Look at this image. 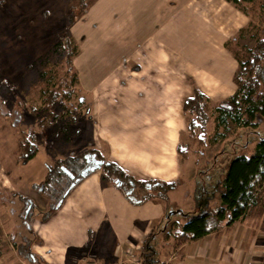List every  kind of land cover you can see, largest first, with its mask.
Here are the masks:
<instances>
[{
	"label": "crops",
	"instance_id": "0c3cea01",
	"mask_svg": "<svg viewBox=\"0 0 264 264\" xmlns=\"http://www.w3.org/2000/svg\"><path fill=\"white\" fill-rule=\"evenodd\" d=\"M4 1L0 75L14 78L55 42L65 25L63 0ZM245 21L225 0H95L70 28L78 33L74 65L79 101H88L91 146L136 179L178 180L187 161L177 152L186 137L182 99L197 89L218 102L234 91L237 60L228 44ZM163 205L132 203L94 169L57 208H33L26 228L33 259L16 255L33 264H83L91 254L98 264H119L153 232L160 261L173 253L172 264H264V204L177 246L164 234L183 217L166 220ZM4 209L7 229L21 208Z\"/></svg>",
	"mask_w": 264,
	"mask_h": 264
},
{
	"label": "trees",
	"instance_id": "16d2710c",
	"mask_svg": "<svg viewBox=\"0 0 264 264\" xmlns=\"http://www.w3.org/2000/svg\"><path fill=\"white\" fill-rule=\"evenodd\" d=\"M93 1L67 0L65 26L57 34L56 42L50 51L39 58L41 61L52 56L56 64L60 62L66 64L67 69L63 78L58 80L57 87L41 92V103L46 114L36 122L40 129L34 131L29 127L26 131L20 130L16 148L13 150L15 159L20 164H26L36 155L39 147L37 135H42L44 132V128L41 126L46 127L57 121L60 114L54 113L51 109L52 106L65 107V102L76 95L74 86L77 74L75 71H71V61L78 53L79 46L73 39L70 28ZM225 1L236 7L241 3H258L262 26L254 34L252 47H237L241 55L235 54L237 60V68L233 75L235 88L228 97L211 106V101L194 89L191 96L182 100L181 108L187 137L192 140L196 136L200 145L204 142L202 135L206 134V125L210 121L207 112L210 111L209 107H211L216 128H225L226 125L232 124L237 129H246L258 134L256 130L262 118L264 119V0ZM241 32L240 30L239 33ZM1 84L6 88L8 96L12 97L15 94L14 86L10 84L8 78L2 75H0ZM78 102L80 104L82 101ZM27 107L32 108V112L36 111L32 106ZM67 122H72V117L68 118ZM219 135L221 134H216V136ZM247 143L242 144L241 147L246 149ZM251 144L248 153H244L245 150H243L233 154L228 160L224 173L216 182L215 195L218 201L216 206L184 215L181 222L171 223L172 227L170 226L164 236H171L174 246L187 240L201 238L219 229L222 224H231L242 219L247 209L255 205L259 199L260 190H264V134L257 135V139H254ZM190 149L191 146L184 142L177 146V152L183 161L188 159ZM94 169H100L101 177L118 187L126 198L135 204L148 199L165 200L167 193L174 189L177 183L176 180L136 179L115 162L104 160L102 154L90 146L83 148L78 153L55 158L47 166L46 173L39 184V190L45 198L47 206L50 209L57 208L72 188ZM18 197L22 204L20 218L27 228L25 219H29L34 205L22 194H19ZM50 213L51 211H47L45 215ZM169 217L167 216V219ZM152 236L153 232L145 240L144 248L140 252V264H155L160 261L155 255L153 243L151 244ZM29 242V238H21V241L16 245L17 254L27 260L33 259V254L29 251Z\"/></svg>",
	"mask_w": 264,
	"mask_h": 264
},
{
	"label": "rangeland",
	"instance_id": "374dc122",
	"mask_svg": "<svg viewBox=\"0 0 264 264\" xmlns=\"http://www.w3.org/2000/svg\"><path fill=\"white\" fill-rule=\"evenodd\" d=\"M4 3V0H0V8ZM67 3V0H63L64 19ZM234 8L243 11L246 16L243 28L240 29L242 32L239 33L240 30H238L235 35L237 37L239 33L238 39L228 44L229 50L235 56L237 53L241 55L237 47H252L254 45V34L262 26V21L258 3H241L237 7L234 6ZM43 14L45 16L46 12ZM72 36L79 46L78 33ZM53 44L47 51L36 56L33 60L25 62L26 64L23 63V69L13 75L14 78H8L10 84L14 86V90L16 89L12 97L6 94V88L3 84L0 85V213L5 212L4 208H22L19 194L33 202L34 208H49L47 204L45 205L46 200L39 190V184L46 173L47 166L55 158L70 153H78L83 148L90 147L92 143L88 128L90 125L88 119H91L89 108H87L88 101L84 96L83 101L79 104L78 101L82 100L80 96L82 91L79 89L77 79L74 86L76 95L65 102V107L52 106L51 108L54 113L58 112L60 114L57 121H52L53 123L48 124L46 127L41 126V128H44V132L42 135H37L39 147L36 155L26 164H20L13 154L20 130L26 131L29 127L34 131L40 129L36 122L46 114L41 103V92L48 88L57 87L58 80L63 78L66 73L67 65L61 64V62L56 64L52 56L49 59L39 61L41 56L50 51ZM7 54L13 58L12 51L7 52ZM76 55L71 61V71H75L77 74L74 65ZM76 77L78 76L76 75ZM214 103L216 102L211 101V106ZM27 106L34 107L36 111L32 112V108ZM209 110L207 112L210 121L206 125V134L202 135L204 138L202 145L199 144L196 136L192 140L188 139L187 132L185 139L182 141L191 146L190 153H188L190 157L188 156L186 163L181 164L182 175L176 180V189L172 193H169L170 190L165 200H163L166 220L167 216H179L180 214L179 217H184V215L199 212L207 207L213 208L216 206V182L224 173L228 160L233 154L240 153L243 150H245L244 153H248V149L254 139H257V135L264 134L263 118L256 130L258 134H256L250 130L237 129L232 124L226 125L225 128H216L211 107H209ZM70 117H72V122L69 123L67 121ZM216 132L221 135L216 136ZM244 143H247L246 149L241 147ZM181 162H183L182 159ZM256 203L258 205L264 204L263 189L260 190L259 199ZM193 208L195 209L193 210ZM13 219L9 220L11 225L4 229L2 228V217H0V264H33L18 258L16 255V245L19 239H28L29 233L21 218V221L15 217ZM25 221L28 224V220L25 219ZM162 227L159 226L156 232ZM168 227L170 228V226ZM169 228H166L167 232ZM152 246L157 256L156 246ZM170 247L167 246V249ZM89 257L93 258L94 256L91 254L85 255L82 260L83 264H85L84 260Z\"/></svg>",
	"mask_w": 264,
	"mask_h": 264
},
{
	"label": "built area",
	"instance_id": "2783aa9c",
	"mask_svg": "<svg viewBox=\"0 0 264 264\" xmlns=\"http://www.w3.org/2000/svg\"><path fill=\"white\" fill-rule=\"evenodd\" d=\"M144 243L145 240H141L139 243H136L134 245L133 250L134 251H129L127 252L129 255L127 257H124V259L122 258L121 261H119V264H140V252L143 250L144 248ZM176 259V255L175 254H170V256H168L166 259H164L163 261H158L155 264H172L173 260ZM85 264H98L94 258L89 257L88 259L86 258L84 260Z\"/></svg>",
	"mask_w": 264,
	"mask_h": 264
}]
</instances>
